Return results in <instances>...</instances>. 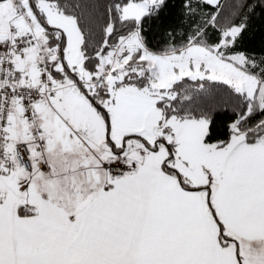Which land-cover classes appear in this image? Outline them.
I'll return each instance as SVG.
<instances>
[{
	"label": "snow or ice",
	"instance_id": "obj_1",
	"mask_svg": "<svg viewBox=\"0 0 264 264\" xmlns=\"http://www.w3.org/2000/svg\"><path fill=\"white\" fill-rule=\"evenodd\" d=\"M0 264H264V0H0Z\"/></svg>",
	"mask_w": 264,
	"mask_h": 264
}]
</instances>
